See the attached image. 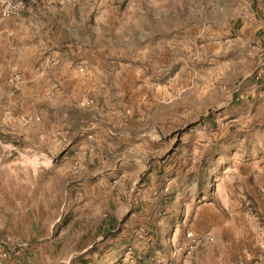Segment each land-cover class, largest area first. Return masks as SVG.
Masks as SVG:
<instances>
[{"label":"rangeland","instance_id":"rangeland-1","mask_svg":"<svg viewBox=\"0 0 264 264\" xmlns=\"http://www.w3.org/2000/svg\"><path fill=\"white\" fill-rule=\"evenodd\" d=\"M263 1L120 0L61 56L3 40L0 250L98 210L91 264H264Z\"/></svg>","mask_w":264,"mask_h":264},{"label":"crops","instance_id":"crops-1","mask_svg":"<svg viewBox=\"0 0 264 264\" xmlns=\"http://www.w3.org/2000/svg\"><path fill=\"white\" fill-rule=\"evenodd\" d=\"M25 1L26 9L22 16L11 18L14 26L10 30L4 28L9 19L0 17V48L1 42L9 38V48L18 50V53L20 48L24 53L17 54L18 57L31 60L44 57L45 54L50 55L52 51L61 56V53L73 51L78 44L81 45L79 49L89 47L80 40L78 34L95 33L92 27L114 26L120 8V0ZM262 11L264 13V1ZM96 50L99 51L98 48ZM91 212L87 218L95 219V225H91L90 229L72 231L68 227H50L42 230V233L30 231L26 236L28 239L35 238L34 244L17 245L13 252L15 256L7 252L6 263L38 264L37 261L40 260V264H91L93 255L99 250L97 242L100 239L108 241L116 236V230L112 227L114 217L110 212L102 215L101 225L96 222L100 216L99 211ZM45 234L46 239L43 238ZM88 255L92 260L85 259ZM11 257L16 259L12 260Z\"/></svg>","mask_w":264,"mask_h":264},{"label":"built area","instance_id":"built-area-1","mask_svg":"<svg viewBox=\"0 0 264 264\" xmlns=\"http://www.w3.org/2000/svg\"><path fill=\"white\" fill-rule=\"evenodd\" d=\"M26 9L25 0H0V17L3 19L18 18ZM8 83L15 89H18L22 83V77L15 73L9 79ZM186 237L193 241V235L187 233ZM8 254L6 250H0V264H7Z\"/></svg>","mask_w":264,"mask_h":264},{"label":"trees","instance_id":"trees-1","mask_svg":"<svg viewBox=\"0 0 264 264\" xmlns=\"http://www.w3.org/2000/svg\"><path fill=\"white\" fill-rule=\"evenodd\" d=\"M114 224H115V223L113 222V225H114ZM113 225H112V226H113Z\"/></svg>","mask_w":264,"mask_h":264}]
</instances>
